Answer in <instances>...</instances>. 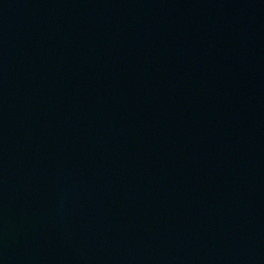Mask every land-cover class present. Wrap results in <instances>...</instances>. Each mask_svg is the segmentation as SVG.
Returning a JSON list of instances; mask_svg holds the SVG:
<instances>
[{"label": "water", "instance_id": "1", "mask_svg": "<svg viewBox=\"0 0 264 264\" xmlns=\"http://www.w3.org/2000/svg\"><path fill=\"white\" fill-rule=\"evenodd\" d=\"M0 264H264V0H0Z\"/></svg>", "mask_w": 264, "mask_h": 264}]
</instances>
